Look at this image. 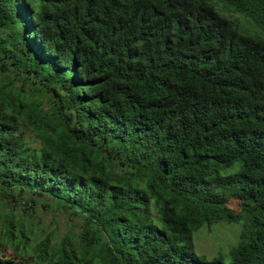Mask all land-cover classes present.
I'll use <instances>...</instances> for the list:
<instances>
[{
    "label": "trees",
    "instance_id": "trees-1",
    "mask_svg": "<svg viewBox=\"0 0 264 264\" xmlns=\"http://www.w3.org/2000/svg\"><path fill=\"white\" fill-rule=\"evenodd\" d=\"M43 200L79 228L11 208ZM219 222L233 247L198 255ZM5 248L0 264H264V0H0Z\"/></svg>",
    "mask_w": 264,
    "mask_h": 264
},
{
    "label": "rangeland",
    "instance_id": "rangeland-1",
    "mask_svg": "<svg viewBox=\"0 0 264 264\" xmlns=\"http://www.w3.org/2000/svg\"><path fill=\"white\" fill-rule=\"evenodd\" d=\"M245 24L244 22H242ZM241 23V25H242ZM28 139L32 141L33 133H27ZM37 145L40 142H34ZM47 200H43L41 204H28L16 202L11 205V208L16 210L19 216L34 215L31 220H34L39 228L51 230L54 227L58 230L59 236L70 228H79L81 221L76 216H70L59 210L54 203L48 205ZM32 205V206H30ZM229 205L235 210H239L240 203L238 200L232 199ZM51 220H55V225L51 224ZM240 227L237 224H229L225 222H219L208 228V226L202 227L197 233L194 234L193 243L195 252L204 256L207 259L214 258L220 252H227L237 239ZM0 253H5L10 256V249L5 248L0 250Z\"/></svg>",
    "mask_w": 264,
    "mask_h": 264
}]
</instances>
